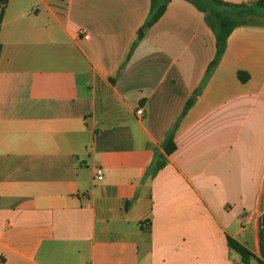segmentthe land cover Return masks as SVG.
<instances>
[{
	"label": "crops",
	"instance_id": "obj_1",
	"mask_svg": "<svg viewBox=\"0 0 264 264\" xmlns=\"http://www.w3.org/2000/svg\"><path fill=\"white\" fill-rule=\"evenodd\" d=\"M149 6L8 1L0 264H242L228 239L259 257L264 16L232 31L205 80L215 39L203 14L173 0L143 28Z\"/></svg>",
	"mask_w": 264,
	"mask_h": 264
},
{
	"label": "trees",
	"instance_id": "obj_2",
	"mask_svg": "<svg viewBox=\"0 0 264 264\" xmlns=\"http://www.w3.org/2000/svg\"><path fill=\"white\" fill-rule=\"evenodd\" d=\"M8 1L9 0H0V28ZM171 1L173 0H150L149 13L143 28H150L157 23V21H159V19L164 15L167 6ZM184 1L189 2L196 10L203 14L204 21L212 31L215 39V55L207 67L205 74L206 80L217 67L221 57L223 56L227 38L230 36L232 31L241 26L258 25L259 21H256V19L264 16L261 13L264 11V0H257L249 5H231L223 3L219 0ZM237 77L242 83L247 80V75L242 72H239ZM199 93L200 90L195 91L187 100L181 116H183L190 109ZM163 150L166 155H170L175 150V145L173 143V131L165 139L163 143ZM163 162V158L157 157L153 165L148 169L147 176L150 178L154 177L156 172L163 166ZM258 237L259 257L251 254L234 240L228 239L227 242L228 246L240 256L242 264H250L252 261L255 264H264V225L260 226Z\"/></svg>",
	"mask_w": 264,
	"mask_h": 264
},
{
	"label": "built area",
	"instance_id": "obj_3",
	"mask_svg": "<svg viewBox=\"0 0 264 264\" xmlns=\"http://www.w3.org/2000/svg\"><path fill=\"white\" fill-rule=\"evenodd\" d=\"M80 34H81V36H82V38L84 40H87L88 39V36L85 34V32H81ZM142 114H143V110H142L141 107H139L138 110H137V112H136V115L137 116H141ZM96 179L98 181H100L102 179V172H101V170H97V172H96Z\"/></svg>",
	"mask_w": 264,
	"mask_h": 264
},
{
	"label": "water",
	"instance_id": "obj_4",
	"mask_svg": "<svg viewBox=\"0 0 264 264\" xmlns=\"http://www.w3.org/2000/svg\"><path fill=\"white\" fill-rule=\"evenodd\" d=\"M139 37H141L142 33L139 32ZM261 209L264 210V196H262V200H261ZM261 225H264V215H262L261 217Z\"/></svg>",
	"mask_w": 264,
	"mask_h": 264
},
{
	"label": "rangeland",
	"instance_id": "obj_5",
	"mask_svg": "<svg viewBox=\"0 0 264 264\" xmlns=\"http://www.w3.org/2000/svg\"><path fill=\"white\" fill-rule=\"evenodd\" d=\"M53 4H55L57 7H63L64 0H51ZM256 21H259V19H256Z\"/></svg>",
	"mask_w": 264,
	"mask_h": 264
}]
</instances>
